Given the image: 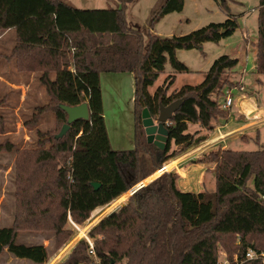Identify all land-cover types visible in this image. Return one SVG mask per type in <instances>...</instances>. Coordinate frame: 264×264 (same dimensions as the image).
<instances>
[{"label":"trees","instance_id":"obj_1","mask_svg":"<svg viewBox=\"0 0 264 264\" xmlns=\"http://www.w3.org/2000/svg\"><path fill=\"white\" fill-rule=\"evenodd\" d=\"M133 1L122 0L121 9L99 10L74 8L66 0H0V31L12 30L15 36L11 53L3 57L13 61L19 73L37 75L47 97L45 105L36 107L30 127L45 113L56 121L52 131L35 132L33 149L5 142L3 149L15 152V211L11 226L0 227V256L7 251L45 263L48 256L42 245L17 243L21 232L53 231L61 247L73 234L72 223L80 227L95 209L123 200L132 187L227 122L230 111L221 103L224 90L232 86L226 75L235 71L236 58L215 59L197 86L168 92L174 82L168 76L153 94L148 88L167 62L174 72H187L176 59L178 50L218 43L234 33L236 20L228 17L184 36L163 38L151 31L164 16L180 12L184 0H163L149 20L147 34L127 21L126 8ZM218 2L225 8V0ZM254 50V71L264 76V0L257 7ZM101 74H133L132 149L114 150L110 145ZM178 99L183 103L167 123L168 142L160 151L146 142L142 110L156 119L160 105ZM82 103H87L89 119L73 122L61 139H55L67 118L58 106ZM190 124L207 135L189 132ZM195 163L213 165L212 191H182L174 172H164L147 185L143 182L145 186L123 206L93 225L87 234L92 252L81 239L60 264H218L221 247L229 259L236 255L234 263L227 259L230 264H264V259H244L248 251L264 255V147H217Z\"/></svg>","mask_w":264,"mask_h":264},{"label":"rangeland","instance_id":"obj_2","mask_svg":"<svg viewBox=\"0 0 264 264\" xmlns=\"http://www.w3.org/2000/svg\"><path fill=\"white\" fill-rule=\"evenodd\" d=\"M218 1L220 0H184V6L180 12H173L164 16L154 26L151 31L154 35L169 38L187 35L209 24L223 23L228 17L235 19L238 25L231 36L220 40L218 43H204L201 50H178L176 52V59L186 67L187 72L176 73L167 62L163 72L158 75V78L153 86L148 88V91L150 94H153L159 86L163 85L168 76L174 77V82L168 92L179 90L183 86H197L203 81L206 72L215 59L223 55L236 58L238 64L234 69L235 71L226 75V80L232 86L224 90L222 98L224 100L228 92L231 94L232 105L228 108L230 115L226 123V130L239 126L242 123L249 124V128L228 140L226 146L236 151L259 150L264 147V76L257 75L254 71V45L257 39V7L259 0H225V8L221 7ZM121 2L122 0H66V3L74 8L99 10L121 9ZM162 2L163 0H134L126 8L125 16L128 23L133 28H139L144 34H147L149 20L160 8ZM9 36L13 38V33L10 31ZM247 46L249 47L248 49ZM10 48L6 47L4 40L0 42V54L7 55ZM7 64L11 65L14 75H18L17 71L13 68L12 62H6L4 58H0V77L2 78L0 79V148H2L0 150V227L11 226L15 211V154L6 152L3 149L4 146L6 148L5 130L10 121V116H8L9 109L5 100L6 86L4 85L7 70L2 67L7 66ZM22 75L23 77L28 76L26 74ZM126 76L127 79L128 77L130 78L128 75L122 77ZM34 79L37 87L43 93V101L40 103L35 102L34 95L31 94L29 96L30 99L19 110L21 123H24L26 129L33 131L28 133L30 140L26 141L23 149L35 148V132L37 130L41 132L52 131L56 127L55 117L51 113L43 114L39 124L35 127H30L36 111L35 107L43 106L47 102L44 87L38 83L37 75H35ZM111 81L106 78L103 80L102 77L101 94L105 102V115L103 117L108 131V138L112 149L129 150L131 149L130 144L126 138H122V134L123 132L129 136L133 134V106L129 103V99L133 95L134 84L132 80L120 83L115 81L114 84H112L114 80ZM228 109L224 110L228 111ZM238 114L242 116L243 120H238ZM189 132H197L200 136L207 135L203 129L199 130L197 125L193 124L189 125ZM8 139L16 148H21V144L15 139L10 137ZM18 139L20 140L21 138ZM12 154H14L13 158H11ZM192 161L189 160L180 167L184 171H182L183 174L180 171L181 182H179V185L183 188L186 187V190L191 192H199L202 186L212 191L214 188L213 173L210 171L207 174H203L205 168L195 166ZM167 169L169 171V168ZM157 177H159L158 174ZM147 184L146 182L145 185ZM249 184H251V181ZM129 197L130 195L127 194L123 200L119 198L106 211H101L102 216L99 221L112 213V211L120 208L123 203L127 202ZM100 209L99 207L92 212L95 215L91 221L97 215L99 216L101 212L96 213ZM89 223L90 221L79 227L81 232L72 228V236L61 247L56 245V234L53 231L21 232L17 238V243L27 246L42 245L46 249L48 256L47 261L43 264H60L79 241V237H81L79 234L86 231V237L88 238V232L92 229L93 225L97 224L94 223L92 226H89ZM230 244L232 245V243ZM233 245L236 246L238 243L234 242ZM218 256V264H230L227 260L229 259V255L222 247L219 249ZM230 259L233 263L237 261L236 255L231 256ZM0 264L35 263L26 259L16 258L7 251H4L0 256Z\"/></svg>","mask_w":264,"mask_h":264},{"label":"crops","instance_id":"obj_3","mask_svg":"<svg viewBox=\"0 0 264 264\" xmlns=\"http://www.w3.org/2000/svg\"><path fill=\"white\" fill-rule=\"evenodd\" d=\"M9 31L13 33V38H10ZM3 40L6 42V47L7 46L8 47H11L9 53L7 55H5V56H8L11 53L12 48H13V46L15 44L14 32L12 30H3V31H0V42L3 41ZM12 41H14V42H13V45L11 46ZM248 48L249 47L247 46V49ZM254 55H255V52H254ZM3 56L4 55L0 54V58H4ZM4 60L6 62H12L13 65H14L13 68L15 69V71H17V69H16L15 64H14L13 61L8 60V59H5V58H4ZM8 64H7V66H2V67H4L7 70L6 76H5V80H4V85L6 86L5 100L7 102L8 109H9V115L8 116H10V121L8 122L7 127H6V130H5L6 140H9L8 137L15 139L17 142H19L21 144V148H19V149H23L24 146L26 145V141L27 140H30L28 133H31L33 131L26 129L24 123L23 124L21 123L22 120H21V117H19L21 115L19 113V110L22 108V106L24 105V103L28 99H30L29 96L31 94L34 95V101L35 102H38V103L42 102L43 101V93L37 87V85L35 83V79H34L35 78V74H26L28 76L27 77H23L22 73H19L17 71L18 75H14L13 69H12L11 65H8ZM125 75L130 76V78L128 77V79H127V76L126 77H122V76H125ZM0 76H1V74H0ZM118 76H121V77H118ZM102 77H103V80H105V78L106 79H110V81L111 80H114L112 84H114L115 81H118L120 83V82L128 81V80H130V81L132 80V82L134 84L133 74H111V75H109V74H101L100 75V87L102 85ZM0 79H2V78L0 77ZM133 93H134V89H133ZM129 103L133 106V95L129 99ZM102 109H103V116H104L105 115L104 114V111H105V102H104L103 95H102ZM238 116H240V117H238ZM238 116H237L238 120H243V118H242L241 115L238 114ZM226 123L227 122L222 123V124H218L213 129V131L210 133V136H208L207 140L204 141L202 144H200L197 147L189 150L188 152L182 154L181 156H179V157H177L175 159L170 160L169 162H167V163H165L163 165V166L170 165L169 166V171H167V172H174V173L178 174L179 178H178V181H177V185H178V188L180 190L187 191L186 190V187L183 188V187H181L179 185V182H181V180H180V175H181L180 171L181 172L184 171L183 169L181 170L180 167L184 163H186L189 160L190 161L194 160V161H192L194 163V165L197 166V167H201V166H202V168L204 167L205 170H204L203 174H207L208 172L211 171V169L213 168V165L212 164H209V165H206V164H196L195 161L203 153H205L206 151H209V150L214 149V148H217V147H220L222 149L227 148L226 144H227L228 140H230V139L234 138L235 136H237L241 131L249 128L248 127L249 124L242 123L239 126L232 127L231 129L226 130V127H227V124ZM133 124H134V121H133ZM106 131H107V129H106ZM107 135H108V133H107ZM18 138H21V139L19 140ZM122 138H124V139L126 138L127 139V141L130 144V148L131 149L134 147V125H133V134L129 136L126 133L123 132ZM109 142H110V140H109ZM11 153H14L15 154L14 151L11 152ZM14 154L11 155V158L14 157ZM209 166H211V167H209ZM155 173H156V171L153 172L151 175L147 176L140 183H142V184H143V182L150 183L151 181H153L154 179L157 178V176L155 175ZM182 174H183V172H182ZM201 185H202V181H201ZM203 189L204 188L202 186V189H200L199 192L202 191ZM195 193H197V192H195ZM116 201L117 200L112 201L108 205H106L104 207H101L100 211L97 212L96 214L100 213L101 211H103V212L106 211V209L110 205H113V203L116 202ZM110 210H111V208H110ZM94 215L95 214H91V216H90V218L88 219L87 222L91 221V219L94 218ZM101 216H102V212L99 214V216L98 215L96 216V218H95L96 219L95 224L99 221V219H100ZM91 224L93 225L94 223L93 222H90L88 225L89 226H92Z\"/></svg>","mask_w":264,"mask_h":264},{"label":"water","instance_id":"obj_4","mask_svg":"<svg viewBox=\"0 0 264 264\" xmlns=\"http://www.w3.org/2000/svg\"><path fill=\"white\" fill-rule=\"evenodd\" d=\"M182 103L183 99H178L166 106L160 105L156 119H152L146 108L142 110L141 123L148 144H152L160 151L165 149L168 142L167 123L171 120L173 114L179 109ZM58 107L66 114L67 118L59 132L54 136L55 139H61L67 133L73 122L77 120L87 121L89 119L87 103L72 107L66 105H59ZM92 186L94 189L98 188V184L93 183ZM143 186L144 185H141V187Z\"/></svg>","mask_w":264,"mask_h":264},{"label":"built area","instance_id":"obj_5","mask_svg":"<svg viewBox=\"0 0 264 264\" xmlns=\"http://www.w3.org/2000/svg\"><path fill=\"white\" fill-rule=\"evenodd\" d=\"M231 105H232V100H231V94L228 92V93H226V96H225V98H224V100H223V103H222V107L224 108V109H228V108H230L231 107ZM168 170H166L165 169V166H162L159 170H157L156 171V173L160 176L161 174H163L164 172H167ZM141 185H142V183H139V184H137L136 186V188H135V186L134 187H132L129 191H128V193H129V195H132L136 190H138L139 188H141ZM145 186V185H144ZM121 198V197H120ZM118 200V199H117ZM120 206V205H119ZM72 226L74 227V229L75 230H77V231H79V232H81V230H80V228L78 227V226H76V225H74L73 223H72ZM84 230H86V229H84ZM81 237H79L78 239L79 240H81V239H85L86 240V242L88 243V246H89V248H90V251L92 252V243H91V241L86 237V231H83L81 234H79ZM245 259H247V260H255V259H264V255L263 254H260V255H256L253 251H248L246 254H245Z\"/></svg>","mask_w":264,"mask_h":264},{"label":"bare ground","instance_id":"obj_6","mask_svg":"<svg viewBox=\"0 0 264 264\" xmlns=\"http://www.w3.org/2000/svg\"><path fill=\"white\" fill-rule=\"evenodd\" d=\"M246 110V109H245Z\"/></svg>","mask_w":264,"mask_h":264}]
</instances>
